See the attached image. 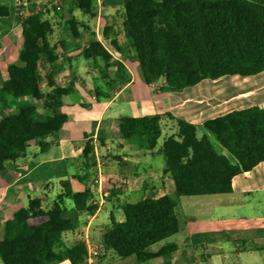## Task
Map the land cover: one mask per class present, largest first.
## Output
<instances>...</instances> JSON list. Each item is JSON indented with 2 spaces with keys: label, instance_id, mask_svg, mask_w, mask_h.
Here are the masks:
<instances>
[{
  "label": "trees",
  "instance_id": "trees-1",
  "mask_svg": "<svg viewBox=\"0 0 264 264\" xmlns=\"http://www.w3.org/2000/svg\"><path fill=\"white\" fill-rule=\"evenodd\" d=\"M95 3L62 1L63 11L55 12L59 18L64 11L67 13L64 23L68 33L59 42L61 53L52 44L54 27L43 14L17 19L21 28L17 57L7 65L6 77L0 78V169L23 157L33 144L42 149L48 139L57 140L67 121L61 108L72 94L70 88L56 81L61 70L60 55L75 47L82 32L90 29L83 19H96ZM122 5L121 35L138 64L141 80L149 88L159 85L161 92L181 91L204 80L247 78L264 72V0H122ZM75 12H80V17ZM9 15L8 2L0 0V32ZM111 29H104L105 38ZM89 35L83 58L101 61L106 70L114 65L119 74H124L122 64L113 61L93 32ZM111 45L120 51L114 40ZM105 69L99 73L107 89L96 87L97 99H110L116 89V82ZM21 98L32 102L2 116V111L14 109ZM165 117L174 121L176 132L164 138L160 147L163 116L118 120L121 140L162 157L164 174L173 182L170 195H151L122 204L121 222L110 216L102 240L122 259L135 257L142 263L174 251V246L156 253L148 249L179 231L176 208L180 199L231 194L233 179L264 161V110L259 106L234 110L203 123L206 133L227 151L234 164L215 151L197 126ZM93 155L94 148L88 141L82 158L89 171L95 167L90 161ZM60 186L62 193L47 210L42 208L41 199H29L27 206L5 223L0 241L2 264H87L84 240L78 239L71 246L64 244V234L76 229L65 200L72 202L76 213H94L97 207L90 204V190L73 192L68 179ZM31 218L45 221L33 225L29 223Z\"/></svg>",
  "mask_w": 264,
  "mask_h": 264
},
{
  "label": "crops",
  "instance_id": "crops-1",
  "mask_svg": "<svg viewBox=\"0 0 264 264\" xmlns=\"http://www.w3.org/2000/svg\"><path fill=\"white\" fill-rule=\"evenodd\" d=\"M95 6L96 19H83L90 29L82 32V39L75 41V47L60 55L61 70L56 74V81L59 86L70 88L72 94L61 108L67 121L60 129L57 140L48 139L42 149L33 144L23 157L0 169V241L5 223L18 210L25 208L29 199H41L42 208L47 210L62 193L60 182L68 179L73 192L90 190V204L97 207L94 213H76L72 211V202L65 200L69 217L76 222V229L64 234V244L71 246L78 239L84 240L88 252L97 253L96 256L87 258V264H264V214L255 219L236 218L234 215L230 216L232 207H229L230 204L238 208L247 206L249 201L245 200V196L253 195L258 189L264 190V161L251 172L236 176L232 181L231 194L182 197L176 208L179 231L148 249V252L156 253L164 247L174 246V251L142 263L137 262L135 257L120 260L111 257L107 261L108 253L114 254L102 240V234L109 225L97 226V229L92 230L99 213L108 206V219L112 215L116 221L121 222L123 216L116 218L115 212L121 211L122 204L131 203V198H139L140 201L151 195L162 197L170 195L173 188L172 179L164 174V166L155 162L157 155L154 152L138 150L121 140L119 118L160 115L163 116L162 124L169 121L176 132L174 121L165 117L169 115L197 126L199 131H204L201 135L205 134L209 139L203 123L234 110L248 108L228 110L231 102L246 99L249 92H242L216 103H211L212 98L204 95L193 97L187 93L189 88L149 92L148 89L151 88L143 81L137 84L136 79L140 76L138 64L132 60L133 53L128 50L121 35L122 0H96ZM10 12L13 13L12 10ZM65 14L66 11L61 18L63 24L67 18ZM52 16V12L43 13V18L54 27L52 44L58 46L57 51L61 53L59 42L66 38L68 31L61 28L56 30L59 24L55 25L50 20ZM105 28H112L107 32L106 38L103 35ZM91 32L109 52L113 61L122 64L124 74H119L114 65L106 70L101 61L83 58L82 50L87 45ZM113 40L119 47V52L112 47ZM104 69L108 77L116 82V89L110 99H97L94 95L95 88L103 86L107 89L99 73V70ZM255 106L264 110L262 104ZM13 107L8 114L15 113L16 108ZM88 141L94 148L90 161L95 163V167L90 171L82 158L84 145ZM209 141L211 142L210 139ZM212 146L218 153L215 146ZM98 173L102 176L99 186L93 183V178ZM184 202L194 204L198 215L184 213ZM216 207H219L218 210L230 211H223L216 218L211 217ZM178 209H181L179 214ZM44 221L45 218H31L29 223L34 225ZM81 226H85L84 231ZM60 264L70 263L63 261Z\"/></svg>",
  "mask_w": 264,
  "mask_h": 264
},
{
  "label": "rangeland",
  "instance_id": "rangeland-1",
  "mask_svg": "<svg viewBox=\"0 0 264 264\" xmlns=\"http://www.w3.org/2000/svg\"><path fill=\"white\" fill-rule=\"evenodd\" d=\"M8 2V0H6ZM8 5L10 6L9 2ZM10 10H12L10 6ZM49 13L52 11H48ZM53 16L50 18V20L53 21V23L56 25L59 24L58 28L56 30H59L60 28L62 30H66L67 27L65 23L63 24L62 19L59 18V16L56 15L55 12H52ZM67 16V14H65ZM75 15L77 17H80V12H75ZM17 17L10 12V15L7 20L3 21L2 23V31L0 32V78L6 77V66L13 60L16 59L17 51L19 49V41H21L20 38V24L17 21ZM11 22L13 25H11ZM57 36V33L55 34ZM54 36H52L53 38ZM4 38V39H3ZM5 41V42H4ZM139 75V74H138ZM139 84V82H142V80L139 78L136 79ZM159 89V85L151 87V89H148L149 92L156 91ZM242 92H249L246 99H240V101L231 102V107L228 110L236 109L239 107H249V106H255V105H264V72L247 77V78H241L238 76H225L222 77L216 81L211 80H204L200 83V85L196 88H189L187 93L192 95L193 97L199 96H207L211 97V103H216L218 100L223 101L228 99L229 97L233 95H238ZM215 100V101H213ZM28 101L32 102L28 98H21L19 101L16 102L14 105L19 106L21 104L28 103ZM207 102V101H205ZM37 106L40 108V103H36ZM40 110V109H39ZM41 111V110H40ZM222 111V110H221ZM9 112L2 111V114H8ZM223 112H218V114H221ZM217 114V115H218ZM2 115V116H3ZM214 115V114H212ZM204 131H199V134L201 135ZM175 134V129L173 128V125L169 121H165L163 123L162 127V135L158 141V145H161L163 142V139L166 137H169L171 135ZM209 139L211 140L212 144L215 146L216 150L220 155L226 156L233 164L235 163V160L227 153L225 149H223L212 137L211 135H208ZM155 162L157 164H160L161 166H164V160L160 156L155 157ZM197 199L196 197H194ZM210 198V197H205ZM190 199V200H195ZM186 200V199H185ZM203 200V199H202ZM245 200L249 201V205L243 206L241 208H238V206L230 204V209L232 207V212L230 216L234 215L236 218L246 217L248 219L250 218H259V216L264 214V190L258 189V192H254L251 196H245ZM131 203H136L139 201V198H131L129 200ZM183 211L184 213H189L192 215H198V212L196 211V206L194 204H187L186 202L183 203ZM219 207H216L214 212L211 214V217H219L220 213L223 214V211H230V210H218ZM229 209V208H228ZM178 209L177 213L179 214ZM108 213H109V207L107 206L106 209L102 210L97 220L94 222L92 226V230L97 229V226L101 225H109V219H108ZM233 213V214H232ZM70 216V214H68ZM122 211H116L115 217H122ZM82 230H85V226H81ZM100 241V239L98 240ZM114 258L116 260H120L117 256H115L112 253H108L107 261L109 262L110 259Z\"/></svg>",
  "mask_w": 264,
  "mask_h": 264
},
{
  "label": "built area",
  "instance_id": "built-area-1",
  "mask_svg": "<svg viewBox=\"0 0 264 264\" xmlns=\"http://www.w3.org/2000/svg\"><path fill=\"white\" fill-rule=\"evenodd\" d=\"M62 1L63 0H8L14 15L19 20H25L32 15L43 14L47 11L61 12L63 11ZM101 181V173H98L93 178V183L99 186ZM96 255V252H88L87 258Z\"/></svg>",
  "mask_w": 264,
  "mask_h": 264
}]
</instances>
